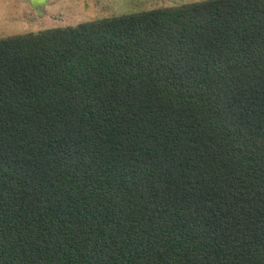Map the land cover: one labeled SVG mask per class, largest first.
Masks as SVG:
<instances>
[{"label":"trees","instance_id":"1","mask_svg":"<svg viewBox=\"0 0 264 264\" xmlns=\"http://www.w3.org/2000/svg\"><path fill=\"white\" fill-rule=\"evenodd\" d=\"M0 264H264V0L0 37Z\"/></svg>","mask_w":264,"mask_h":264},{"label":"rangeland","instance_id":"2","mask_svg":"<svg viewBox=\"0 0 264 264\" xmlns=\"http://www.w3.org/2000/svg\"><path fill=\"white\" fill-rule=\"evenodd\" d=\"M201 0H0V37Z\"/></svg>","mask_w":264,"mask_h":264},{"label":"crops","instance_id":"3","mask_svg":"<svg viewBox=\"0 0 264 264\" xmlns=\"http://www.w3.org/2000/svg\"><path fill=\"white\" fill-rule=\"evenodd\" d=\"M166 1V0H165ZM155 8H157V7H155ZM151 9H153V8H151ZM144 10H148V9H144Z\"/></svg>","mask_w":264,"mask_h":264}]
</instances>
